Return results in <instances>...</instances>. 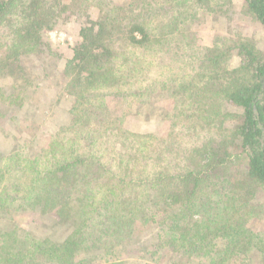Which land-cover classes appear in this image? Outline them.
<instances>
[{"label":"rangeland","instance_id":"1","mask_svg":"<svg viewBox=\"0 0 264 264\" xmlns=\"http://www.w3.org/2000/svg\"><path fill=\"white\" fill-rule=\"evenodd\" d=\"M30 2L11 7L0 22V264H209L217 244L200 240L196 248L180 237L173 219H189L190 203H170L165 194L178 182L158 181L162 161L151 157L163 142L181 138V161L169 170L182 174L193 149L241 153L235 143L243 108L215 95L255 80L248 51L263 55L264 26L247 0ZM34 20L43 22L40 46L22 38ZM101 20L110 33L91 48L108 44L116 55L113 66L99 63L106 71L95 79L89 68L98 61L69 60ZM137 25L151 32L147 45L129 43ZM203 80L200 97L188 98ZM77 154L87 159L74 181L49 174ZM244 155L201 192H223L227 207L236 197L263 248L239 259L224 252L217 264H264V183L249 179ZM55 188L68 203L37 206L38 194ZM79 228L76 245L51 248Z\"/></svg>","mask_w":264,"mask_h":264},{"label":"trees","instance_id":"2","mask_svg":"<svg viewBox=\"0 0 264 264\" xmlns=\"http://www.w3.org/2000/svg\"><path fill=\"white\" fill-rule=\"evenodd\" d=\"M33 2L34 0H31L30 3L32 4ZM20 3H22V0H0V22L1 19L7 15V12L12 9L11 7H15ZM247 3L250 12L264 26V0H247ZM42 23L41 20H34V22L28 23L22 34L23 37L21 36L23 40L33 43V45H42V35L40 34ZM97 24L99 26L97 34L93 35L91 34V31L84 32V40L74 49V56L69 60L70 64L73 65H78L77 63L79 60H87V56L90 58L88 63L94 62L95 64V61H98L97 65L95 64V66L89 68L93 69L90 70L92 78H95L106 71L104 65L101 64L103 67L99 65L101 61L105 60L104 64L107 63L110 66H113L116 55L108 44H96L94 45V48H91V44H93L95 39H98L101 34H104L105 32L110 33L106 21L101 20ZM90 29L92 28H88V30ZM138 34L140 36H138ZM128 35L130 44L136 43L147 45L151 42L152 38L151 32H149L147 28L138 25L131 27ZM244 49L247 50V47H244ZM248 54L251 56L250 63L253 65L254 70L252 73H254L255 80H251L247 85H236V87L234 86L235 88L228 92L224 90V92L221 93V91H223L222 88H217L216 91L220 92L215 96L225 95L223 99L229 100L243 108L239 123H237L236 134L238 135L237 140L239 143H235L237 145L236 148L240 149L241 153H245L244 156L247 158V176L249 179L253 180L255 183H264V53L259 56V58L258 55L251 54L249 51ZM211 59L213 58L211 57ZM204 67L203 63V69ZM200 72L203 74L204 71L201 70ZM180 78L188 79L189 83L192 80L185 76L182 77V74ZM207 83L208 80H203V82L199 84V88L196 84L193 85L196 89V94L193 95L192 92H189L187 97L192 100L195 97L199 98V92L202 88L207 87ZM155 84L157 87L159 82ZM184 87H186L185 84ZM156 91L157 90L152 87L149 94L155 93ZM173 92H177V90H173ZM202 99L203 98H201V100ZM75 104L77 105L79 103ZM192 110H195L193 113H196V111L198 113L200 112L199 109L196 110L193 108ZM216 113L218 114L217 110ZM212 114H215V111L212 110ZM176 141L170 140L159 145L154 151L155 156L151 157V160H157V158H159V160L162 161H160V166L157 165V161L155 162V165L160 167L158 181L167 178L169 181L176 180L178 182L177 184L179 187L173 185L172 190L165 194L168 199H171L170 203H190L187 209L189 211V219H182V222H177L176 217L173 219V222L177 224V227L183 229L180 237L183 240L188 241L190 246L196 248H201V243L195 245V241L201 240V242L206 244L215 241L217 244L216 253L214 256L210 257L209 264H217L216 260L222 258L224 252L231 251L229 253L236 259H239L238 257L242 256V254L246 253V255H248L250 251L262 249L263 246H261L259 242V234L246 227L245 218L241 219L239 210L242 205L238 203L239 200L236 202V197L235 202L233 198V204L227 200V203L229 204V207H227L223 205L225 202L224 197L226 196L223 192L218 195L215 193H209L208 196L206 194L203 195L201 192L208 184L217 185L222 178L219 179L214 177H220V170L228 168L241 153L235 154V156L230 152L228 147H220L219 149L210 147L193 149V151L190 152L192 153V156L189 157L188 164L190 165L186 166L183 170L184 172L181 174L169 170L175 163L179 164L181 161L177 158V156L180 155V152L179 150H176L177 146L175 145L177 143L180 145L179 142H181V138ZM86 159V157H80V155L77 154V156L71 159L61 161V163L57 164L55 167L51 166L49 174L55 173L57 175L59 174L58 176L62 175L65 183H71L74 181L73 176L76 174L79 167L86 164ZM173 160L175 161L173 162ZM96 162L99 166L95 164V169L96 171L98 169V172L100 173V168H103V164L97 160ZM164 171L168 172L165 174ZM212 181L214 183H212ZM152 186L155 187V182H153ZM196 192H198L196 194L197 198H193V195ZM38 195L36 203L37 206L39 205L40 207H49L50 205H56V203L67 204L69 201V197L63 196L62 191L57 188L54 189V193L52 194L43 190L41 194ZM91 197L92 196H89L88 198ZM89 206L90 205H87L86 207L88 208ZM96 206L98 205H92V207ZM94 209L97 210V208ZM168 224L169 227H167L166 232L170 233L173 227L170 222ZM184 224L185 226H183ZM183 232L188 236L184 238ZM80 233L81 228L77 229L76 232L67 238L62 245H55V247L52 246L51 248L58 253L71 244L76 245ZM173 238L176 239V237ZM217 252L219 253L217 254ZM201 255L208 257V254H205V252H202ZM246 255L244 257H246Z\"/></svg>","mask_w":264,"mask_h":264}]
</instances>
